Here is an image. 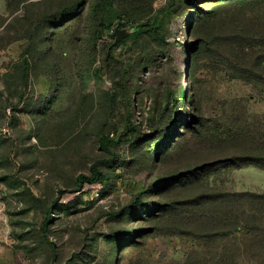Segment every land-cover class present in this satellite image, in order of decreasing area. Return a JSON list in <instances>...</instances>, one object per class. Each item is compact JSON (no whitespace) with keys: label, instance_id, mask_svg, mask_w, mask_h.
<instances>
[{"label":"rangeland","instance_id":"obj_1","mask_svg":"<svg viewBox=\"0 0 264 264\" xmlns=\"http://www.w3.org/2000/svg\"><path fill=\"white\" fill-rule=\"evenodd\" d=\"M255 137L264 0H0V264H264Z\"/></svg>","mask_w":264,"mask_h":264},{"label":"trees","instance_id":"obj_2","mask_svg":"<svg viewBox=\"0 0 264 264\" xmlns=\"http://www.w3.org/2000/svg\"><path fill=\"white\" fill-rule=\"evenodd\" d=\"M253 139L257 143V147L252 148L251 150L249 149L245 153H243L242 155H239V157L244 158L243 159L244 162H246V161L248 162V161H252V160H263L264 161V137L262 139H258V140H256V137ZM117 142H118L117 140L111 139V137L109 135H103L100 138L101 147L103 149H106L107 151H109V149H108L109 146L115 145ZM90 171H91L90 176L80 174L77 177L78 187H81L83 185V182H88V183L93 184V183L100 182L103 179L102 171L98 167V162H95L91 166ZM246 196H248L249 198L262 197L261 195L258 196L257 194H254V193L248 194ZM263 198H264V196H263ZM260 202H261V204L264 203L263 201H260ZM250 204H251V202H250ZM249 212H252V211L249 210ZM247 217L248 218H246L243 222H241V225H240V222L234 221V226L228 230L232 233L237 232L238 229H241V228L253 230V231L260 230L261 225L263 226V224L261 223V219L259 220L260 216L258 215V213H255V210H254V213L251 214L250 216H247ZM51 219H52V217L50 216V210H49L48 211V218L46 219L45 223L42 225L43 230L46 229V225L51 221ZM51 246L54 248V243H52Z\"/></svg>","mask_w":264,"mask_h":264},{"label":"water","instance_id":"obj_3","mask_svg":"<svg viewBox=\"0 0 264 264\" xmlns=\"http://www.w3.org/2000/svg\"><path fill=\"white\" fill-rule=\"evenodd\" d=\"M126 33V30H121V31H119V34L121 35V34H125ZM121 36H119V38H120Z\"/></svg>","mask_w":264,"mask_h":264}]
</instances>
